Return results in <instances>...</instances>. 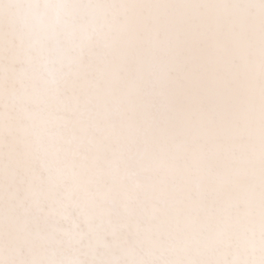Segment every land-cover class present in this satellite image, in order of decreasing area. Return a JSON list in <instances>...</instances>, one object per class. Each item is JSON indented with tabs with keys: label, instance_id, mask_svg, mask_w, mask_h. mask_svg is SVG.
Wrapping results in <instances>:
<instances>
[{
	"label": "snow or ice",
	"instance_id": "obj_1",
	"mask_svg": "<svg viewBox=\"0 0 264 264\" xmlns=\"http://www.w3.org/2000/svg\"><path fill=\"white\" fill-rule=\"evenodd\" d=\"M0 264H264V0H0Z\"/></svg>",
	"mask_w": 264,
	"mask_h": 264
}]
</instances>
